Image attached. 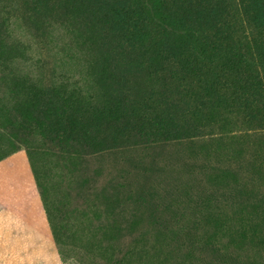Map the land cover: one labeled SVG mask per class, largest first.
Returning <instances> with one entry per match:
<instances>
[{"label":"rangeland","instance_id":"rangeland-1","mask_svg":"<svg viewBox=\"0 0 264 264\" xmlns=\"http://www.w3.org/2000/svg\"><path fill=\"white\" fill-rule=\"evenodd\" d=\"M0 182L37 264H264V0H0Z\"/></svg>","mask_w":264,"mask_h":264},{"label":"crops","instance_id":"crops-1","mask_svg":"<svg viewBox=\"0 0 264 264\" xmlns=\"http://www.w3.org/2000/svg\"><path fill=\"white\" fill-rule=\"evenodd\" d=\"M5 186L0 182V264H37V252L52 242L51 233L41 211L26 209V198L12 199Z\"/></svg>","mask_w":264,"mask_h":264},{"label":"trees","instance_id":"trees-1","mask_svg":"<svg viewBox=\"0 0 264 264\" xmlns=\"http://www.w3.org/2000/svg\"><path fill=\"white\" fill-rule=\"evenodd\" d=\"M111 1H114V0H111ZM117 12H118L117 9H113L112 14H115ZM71 101H72L71 99H68V100L58 99L57 105L59 107H61L62 109H65V108H68L69 107V104L71 103ZM72 103H75L76 104V102H72ZM106 114L109 115V117H111L113 119H117L119 117L118 109L115 108V107H111ZM164 126L165 125H159L158 129L159 130H162L164 128Z\"/></svg>","mask_w":264,"mask_h":264}]
</instances>
